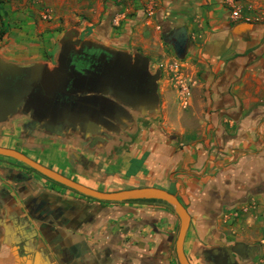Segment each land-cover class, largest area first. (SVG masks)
<instances>
[{"label":"crops","instance_id":"1","mask_svg":"<svg viewBox=\"0 0 264 264\" xmlns=\"http://www.w3.org/2000/svg\"><path fill=\"white\" fill-rule=\"evenodd\" d=\"M131 2L91 8L77 38L145 56L159 71L157 105L126 107L124 124L85 130L35 123L19 107L0 120V145L97 190L175 193L190 214L191 264H209L216 244L252 246L251 255L231 254L264 264V0H236L238 19L229 0ZM10 12L15 21L5 25L0 4V58L54 67L62 34L36 43L31 11ZM178 226L163 202L98 200L0 155V264H179Z\"/></svg>","mask_w":264,"mask_h":264},{"label":"water","instance_id":"2","mask_svg":"<svg viewBox=\"0 0 264 264\" xmlns=\"http://www.w3.org/2000/svg\"><path fill=\"white\" fill-rule=\"evenodd\" d=\"M78 33L76 28L63 32L57 64L52 68L44 63L21 65L0 58V120L22 107L33 113L35 123L47 119L71 122L83 130L96 124L111 128L116 122L124 124L129 118L126 107L157 105L159 71H149V61L145 56L89 39L80 41ZM173 37L175 50L181 55L186 44L184 29H179ZM90 48L108 54L109 59L80 66L81 61L87 60L85 49ZM0 155L18 160L42 175L98 200L156 199L166 202L179 218L175 240L177 261L179 264H191L183 249L190 214L175 193L156 186L101 191L66 177L14 148L0 145ZM231 251L251 255L254 247L236 244L227 250L230 256Z\"/></svg>","mask_w":264,"mask_h":264},{"label":"rangeland","instance_id":"3","mask_svg":"<svg viewBox=\"0 0 264 264\" xmlns=\"http://www.w3.org/2000/svg\"><path fill=\"white\" fill-rule=\"evenodd\" d=\"M106 1L109 0H0V4L7 12L5 25L15 21L16 14L10 11H19L27 7L34 15L36 22L33 28V40L44 44L46 38V42L51 41L49 32L53 30L63 34L69 28L81 29L89 18L90 9H99L101 3ZM124 1L131 2V0ZM133 1L135 0L131 3ZM5 3H9L6 8L3 6ZM228 8H230L229 5ZM229 11L231 13V8ZM17 26L22 25L17 24Z\"/></svg>","mask_w":264,"mask_h":264},{"label":"flooded vegetation","instance_id":"4","mask_svg":"<svg viewBox=\"0 0 264 264\" xmlns=\"http://www.w3.org/2000/svg\"><path fill=\"white\" fill-rule=\"evenodd\" d=\"M86 37V35H81L80 36V41L84 40ZM76 47L78 48V45H76ZM86 52V61H81V63L79 64L80 66H88L90 64H98L99 62H103V60H108L109 59V55L101 52V50H97V49H85ZM215 248H216V254H215ZM236 254H233L232 256H230V254L227 252V249L225 247L224 244H216V245H212V248L208 249V251H206V261L209 264H238V260L236 258Z\"/></svg>","mask_w":264,"mask_h":264},{"label":"built area","instance_id":"5","mask_svg":"<svg viewBox=\"0 0 264 264\" xmlns=\"http://www.w3.org/2000/svg\"><path fill=\"white\" fill-rule=\"evenodd\" d=\"M229 6L231 8V16H232V18L233 19L240 18L241 17V7L236 2V0H229Z\"/></svg>","mask_w":264,"mask_h":264},{"label":"trees","instance_id":"6","mask_svg":"<svg viewBox=\"0 0 264 264\" xmlns=\"http://www.w3.org/2000/svg\"><path fill=\"white\" fill-rule=\"evenodd\" d=\"M3 35V32L0 31V37ZM34 170V169H33ZM128 201H159V202H163L165 204H167L166 202L164 201H161V200H156V199H136V200H128ZM168 205V204H167ZM170 206V205H169Z\"/></svg>","mask_w":264,"mask_h":264}]
</instances>
